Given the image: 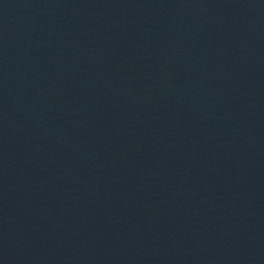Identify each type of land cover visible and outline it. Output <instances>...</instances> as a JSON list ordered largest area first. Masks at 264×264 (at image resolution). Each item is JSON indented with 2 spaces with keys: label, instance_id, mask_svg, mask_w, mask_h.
Here are the masks:
<instances>
[{
  "label": "water",
  "instance_id": "95a60500",
  "mask_svg": "<svg viewBox=\"0 0 264 264\" xmlns=\"http://www.w3.org/2000/svg\"><path fill=\"white\" fill-rule=\"evenodd\" d=\"M0 264H264V0H0Z\"/></svg>",
  "mask_w": 264,
  "mask_h": 264
}]
</instances>
